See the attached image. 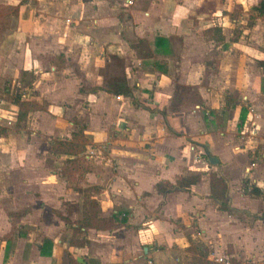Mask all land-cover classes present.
I'll list each match as a JSON object with an SVG mask.
<instances>
[{"label":"crops","instance_id":"0c3cea01","mask_svg":"<svg viewBox=\"0 0 264 264\" xmlns=\"http://www.w3.org/2000/svg\"><path fill=\"white\" fill-rule=\"evenodd\" d=\"M257 2L76 0L73 6L78 11L83 7L93 8L92 23L99 25V38L107 36L102 43L111 50L115 45L121 49L131 46L122 37L126 32L131 34L141 31L139 34H142L146 30H160L151 39L156 36L170 39L172 54H160L158 51L155 54L162 58L165 64L160 63V66L166 71L169 65L167 60L172 63L178 59V49H175L171 35L182 30L187 22L192 20V27H202L203 35L212 40L213 37L206 35L205 30L221 27L225 38L218 42L222 43L229 41L224 31L226 26H233L238 20L236 16L232 20L230 14H251L249 28H252L255 16H259L252 10ZM19 3L22 4V0ZM29 3L30 0L22 6L27 8ZM211 12L220 15L222 23H213L209 15ZM194 14H197L196 17ZM223 21H226L225 26H222ZM68 24L73 25L72 20ZM86 37L82 36V39L86 40ZM240 40L236 37L230 43L241 46L238 48L244 58L253 61L248 57L251 55L259 61L264 60V50L240 44ZM91 43L98 52L105 53L100 41L94 39ZM148 57L151 55L138 61L137 71H130L129 67L124 74L134 87V94L140 103H133L127 96L109 94L103 88L82 91L83 79L92 83V86H100L93 84L84 68L80 74L74 72L71 66L60 68L56 65L44 69L30 63L25 67V70L31 68L37 76L33 89L44 94L52 88L54 93L48 95L47 99L43 95L41 98L44 103H36L40 108L28 118L31 120L35 115V120L32 118L28 127L30 132L17 127L8 136L0 138V264H74V259L76 264H184L182 259L185 254L180 257L179 253L181 249L190 250L194 247L193 238L197 237L192 230L195 228L202 243L216 249H220L219 243L226 247L228 245L227 250L221 251L219 255L227 256L232 261L245 263L246 260L264 259V218L259 214L256 228L249 224L245 227L240 218L247 214L254 216L264 209L256 199L264 195L262 112L252 113L255 109L250 106V123H244L247 129L242 131L240 139L233 145H227L224 139L211 134H199L204 140V155L207 158L202 161L199 170L192 172L188 160L183 158V152L187 155L195 150L194 146H189L184 151L183 146L190 133L179 134L172 118L162 116L164 104L146 103L142 101V94L136 95L137 89L141 93L149 91L142 88L144 81L152 78L158 81V76H163L158 70H152L151 64L147 66ZM259 61L258 70L262 68ZM182 62L184 67L188 66L185 58ZM65 71L71 72L66 78ZM60 73L63 77L52 81ZM23 74L24 70L18 69L16 77H22ZM135 76L137 81L132 83L131 79ZM40 78L48 81H40ZM45 83L53 87L42 89ZM28 85L31 87L32 83ZM80 98L89 101L83 104L87 108L75 103ZM12 108L17 110L14 104ZM211 108L206 109L207 115ZM0 111L2 119L7 109L0 106ZM76 115V121L81 122L78 124L90 142L85 152L86 167L76 174L75 179H66L61 175L66 156H55L50 142L53 138L72 137L75 131L71 126L74 125L72 118ZM10 118L17 120V113L12 112ZM65 125L66 129H63ZM98 146L105 148L101 150ZM211 156H216L220 162L211 163ZM51 157L55 158V163L56 160L62 161L55 169L48 164ZM238 158L242 161H238ZM226 169L236 172L233 178H230ZM210 172L216 173L227 183L230 210L221 208L220 200L217 199V196L221 197V188L211 184L208 177ZM199 174L202 179L188 189L180 190L177 187L183 176ZM158 184L164 191L158 188ZM252 186L260 188L259 196L249 194ZM86 200L98 203L101 218L110 219L122 213L121 221L126 224L122 223L114 229L84 226L82 230L86 244H74L71 239L73 228L67 221H85L87 210L85 215L82 211V216L78 211L69 215L66 210L70 204L82 203L83 207ZM232 225L240 226L238 234H235L237 239L234 245L228 244L226 240ZM222 230L226 233L223 234ZM217 234L224 236L216 237ZM241 246L244 252L240 250ZM255 250L258 253H254ZM210 258L217 263L214 255Z\"/></svg>","mask_w":264,"mask_h":264},{"label":"rangeland","instance_id":"374dc122","mask_svg":"<svg viewBox=\"0 0 264 264\" xmlns=\"http://www.w3.org/2000/svg\"><path fill=\"white\" fill-rule=\"evenodd\" d=\"M19 1L4 0L3 13L5 17H9V22L5 24L6 18L4 16V18L0 19V106L7 109V113L4 112V117L0 118V122L13 130L17 127L27 130L33 121L32 118L35 116L33 114L31 120L28 119L30 120L29 122L26 120L20 125H16V120L10 118L12 112H16L18 117V105L15 101L16 88H19L24 93L23 99H28L34 103H44L41 97L45 95L44 99H47L48 95L52 96L53 94L51 95V93L54 91L51 88V91L46 90L43 94L38 89H33V83L37 79V76L33 74L34 72L30 70L31 68L25 70V67L31 63L34 67L44 69H49L56 65L64 68L65 64L69 63L67 59L76 51L77 46L81 49L78 62L79 73L81 74L82 68H84L87 77L93 84L100 85L96 86L94 84L95 86H92V83H89L90 88H104L106 92H109V89L113 87L114 80L117 77L123 76L126 73V68L130 67V71H137L139 67L138 61H141V58L145 60V56L151 55L146 60L147 66L151 64L152 70H158L163 73V76L159 75L158 81L154 78L144 81L142 88L149 91L141 93L137 89L136 95L142 94V101L146 103L164 104L165 108H163L164 112L162 116H170L172 118V122L179 129V134L190 133L187 135L188 141L183 146L184 151L185 147L189 146H194L195 150L187 154L188 156L183 152V158L188 160L192 172L199 170L198 167L207 158L204 155V140H202L201 136H198L199 134H211L219 139H224L227 145H233L240 139L242 131L247 129L245 125L250 123L248 118L250 112H252L250 106H253L255 109L252 113L260 111L264 117V92L262 90L264 85V70L262 68L257 69L259 60L253 58L251 55H248V57L253 61L244 58V55L238 48L241 46H233V43H230L233 38L239 37L241 39L240 44L259 47V49L264 50V17L262 16H255L252 28L250 29L251 14L249 16L246 13H240L239 16V12L230 14L232 20H234V16L238 20L235 25L226 26L227 28L224 31L229 41L225 40L222 43H219L218 40L214 41L206 38L202 33V27H192L193 21L190 20L184 25L182 30L171 35L175 49H178L179 60L174 59L177 63H171V61L167 60V64L169 63V65L166 71H164L160 63H165L162 62L161 57L155 55L157 53L156 48L154 49L155 39H151L153 36L159 34L160 30H146L142 34H139L141 31L139 33L131 32V34L126 32V35L122 34V37L128 40L131 46L121 49L115 45L114 49L111 50L107 45L102 43V41L106 40L107 36L101 35L102 38L100 37V39L98 36V32H101L99 25L92 23L94 16L91 6L83 7V9L78 11L73 6L76 0H30L28 7L26 8L25 6L24 8L22 4H26L28 0H22V4ZM250 12L251 8L248 10V13ZM195 15L197 14H194V17H196ZM209 15L213 23H222L220 15L216 16L212 12ZM69 20H72L73 25L68 24ZM223 23L224 25L222 24V26H225L226 21H223ZM82 36H87V39H82ZM113 37L115 36L112 35ZM94 39L101 42L102 48H105V53L97 51V48L91 43ZM77 42L81 44H77ZM183 58L188 63L187 67L183 66ZM177 66L179 68L176 71ZM18 69L24 70L22 77H16ZM169 70L175 72L169 73ZM73 71L76 72L77 70L73 68ZM65 73H67L66 78L71 72L65 71ZM62 77L63 75L60 73L59 75H55L52 81L60 80ZM161 80L163 82H160ZM40 81L47 82L48 79H41ZM136 81V76L131 79L132 83H136ZM30 83H32L31 87L28 85ZM47 87L53 86L46 84L42 89ZM238 89L239 93L235 95L228 93L229 91ZM109 94L112 93L109 92ZM232 99H235L234 101L237 102L238 100L241 101L242 108L241 106L233 108L229 104ZM76 101L75 103H80V105L89 102L85 101V98H80ZM64 103L67 102L65 101ZM12 104L17 106V110L12 108ZM84 107L87 108L86 106ZM209 107H212L211 110L216 111L215 119L209 118V112L208 115L206 114V109ZM1 114L2 112L0 111ZM243 114L245 115V125L244 123L243 125L241 124ZM77 117L78 115L72 118L74 125L71 126L75 130L81 123L76 121ZM33 119L35 120V118ZM63 129H66V125L63 126ZM28 131L30 132V129ZM262 132L261 136L264 137V130ZM98 147L101 150L105 148L104 146ZM148 147H150V144H148ZM239 159L238 161L241 162L242 160ZM59 161L56 160L55 163V158L51 157L48 164L50 168L54 167L55 169L62 162ZM4 163L6 164V161ZM85 167L86 165L83 166V168ZM226 170L229 172L230 178H233L236 172L232 171V169ZM78 172L70 179H75ZM212 173H209V178ZM78 182L80 183V181ZM256 199L260 206L264 207V195ZM90 209L95 212L97 217L101 218L96 201L89 203L86 200L83 207L82 203L77 205L70 204L66 212L71 215L74 214V211H78L82 216V211L85 215L86 210L87 214L90 213ZM259 214L260 217L264 218V209L254 216L242 214L243 216L240 218L245 223V227L249 224L252 228H256L257 224L255 225V223L258 222ZM67 222L73 228L72 241H86V237L83 238L84 233L82 228L88 226L86 223L87 218L85 221L68 220ZM122 223L126 224V222ZM122 223L119 225H122ZM183 226L185 227L184 224ZM239 229L240 226L232 225L228 230V238L226 239L228 244L234 245V241L237 239L235 234H238ZM192 231L197 237L193 238L195 241L193 242L194 247L192 249L189 248L191 251L187 248L181 249L179 253L180 257H184L185 254V258L182 259L184 264H214L215 262L210 256L214 255L215 259L217 255L221 254V251L227 250L228 245L226 247L223 243L218 244L220 249L202 243V240H200L201 236H197L198 229L195 228ZM222 231L224 232V230ZM223 236H218L217 234L216 237ZM156 241H158L157 238ZM240 250L244 252V247L241 246ZM257 251L255 250L254 253H258ZM231 264H264V259L246 260L245 263L243 261L237 262L231 260Z\"/></svg>","mask_w":264,"mask_h":264},{"label":"trees","instance_id":"16d2710c","mask_svg":"<svg viewBox=\"0 0 264 264\" xmlns=\"http://www.w3.org/2000/svg\"><path fill=\"white\" fill-rule=\"evenodd\" d=\"M4 0H0V19L5 17L4 12ZM18 10V9H17ZM252 10L257 13L259 16L264 17V0H258L257 4H255L252 8ZM4 16V17H3ZM6 21L5 24H8L9 22V17L6 16ZM206 35H210L213 37L214 40H224L225 35L223 34V30L219 26H214L209 29L205 30ZM155 46L156 50L160 52V54H171L172 50L170 49V39L168 37L164 36H156L155 37ZM80 52L81 49L78 47L76 48V51L67 59L69 61L68 64H65L66 66H71L77 72H80L79 69V58H80ZM259 65L264 69V60L259 61ZM82 91H90V90H96V87L89 86V83L87 81L82 82ZM88 86V87H87ZM104 89V88H103ZM134 87L129 83L128 78L126 75L117 77L114 80L113 87L109 89V92L117 95V96H127L130 97L133 103H140L137 99V97L134 94ZM262 90L264 92V85L262 87ZM231 95H235L239 93V90L235 91H229L228 92ZM24 93L19 88H16V97L15 101L17 102L16 104L18 105V117L16 120V125H20L26 120H28L30 114L36 110L39 109L40 106L33 101L23 99ZM235 99H232V101L229 102V104L233 107L236 108L237 106H242L241 101L238 100L234 101ZM245 111V110H244ZM215 112L214 110H210V118L215 119ZM241 124L243 125L244 120H245V115H242L241 118ZM11 128L8 127L7 125H2L0 124V138L1 137H6L9 135L11 132ZM89 139L88 137L85 136L83 132V128L81 125H78V128L72 133L71 138H53L50 142L51 145V150L52 153L55 156H61L65 155L66 159L64 161V165L61 168V175L63 178L70 179L71 177L74 176L75 173L83 169V166L85 165L86 159H85V152L87 151V145L89 144ZM202 179V176L199 175H186L183 176L180 181L177 184V187L180 190H185L188 189L192 184H195L199 182ZM210 182L214 187L221 188V197L217 196L218 200H220L221 208L230 210L229 208V198L227 197V192H228V185L224 181L223 178L218 177L217 174L212 173L210 174ZM158 188L162 191L163 188L161 184H158ZM249 194L251 196H259L261 194V190L258 187L252 186ZM92 202V201H91ZM93 206H95L94 203H92ZM90 212V213H89ZM87 214V225L96 227L98 229H113L115 226L119 225L123 221L122 213L115 214L112 218L110 219H105V218H99L93 212L91 209ZM73 242V241H72ZM87 241L84 240H79V241H74V244L78 245H85ZM76 260L74 259V264H76ZM218 264V263H214Z\"/></svg>","mask_w":264,"mask_h":264},{"label":"built area","instance_id":"2783aa9c","mask_svg":"<svg viewBox=\"0 0 264 264\" xmlns=\"http://www.w3.org/2000/svg\"><path fill=\"white\" fill-rule=\"evenodd\" d=\"M215 261L218 264H231V259L224 255H218L215 257Z\"/></svg>","mask_w":264,"mask_h":264},{"label":"water","instance_id":"95a60500","mask_svg":"<svg viewBox=\"0 0 264 264\" xmlns=\"http://www.w3.org/2000/svg\"><path fill=\"white\" fill-rule=\"evenodd\" d=\"M210 161L213 164H218L220 162V160L216 156H211Z\"/></svg>","mask_w":264,"mask_h":264}]
</instances>
